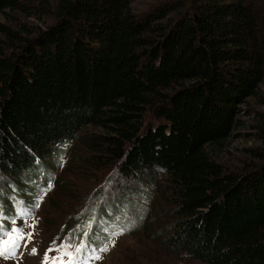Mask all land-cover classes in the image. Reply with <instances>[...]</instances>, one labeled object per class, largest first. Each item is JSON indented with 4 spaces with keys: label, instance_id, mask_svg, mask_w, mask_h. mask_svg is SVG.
Listing matches in <instances>:
<instances>
[{
    "label": "trees",
    "instance_id": "16d2710c",
    "mask_svg": "<svg viewBox=\"0 0 264 264\" xmlns=\"http://www.w3.org/2000/svg\"><path fill=\"white\" fill-rule=\"evenodd\" d=\"M135 1L0 0V13L52 19L0 20V173L27 183L81 137L86 164H117L119 179L166 192L167 246L209 264H264V111L243 165L218 157L264 87V0ZM89 125L99 130L80 135ZM85 225L55 244L97 250L104 231Z\"/></svg>",
    "mask_w": 264,
    "mask_h": 264
},
{
    "label": "rangeland",
    "instance_id": "374dc122",
    "mask_svg": "<svg viewBox=\"0 0 264 264\" xmlns=\"http://www.w3.org/2000/svg\"><path fill=\"white\" fill-rule=\"evenodd\" d=\"M154 2L158 0H137L135 6L145 8ZM26 12L8 10L7 13H0V20L14 25L18 22L37 24L52 20L49 16L42 20L29 17ZM241 106L243 109L238 115L240 123L218 152L219 159L230 168H240L250 156L249 149L261 144L248 132L252 130L255 113L264 111V87L257 96L248 98ZM95 130L99 128L89 125L80 135H88ZM82 140L77 137L64 153L53 154L47 158L45 165H38L35 172L24 177L27 183L20 185L17 179L0 173V208L9 218L4 224L11 227V219L16 218V226L34 236L32 241L27 242V247H22L21 252L17 253L18 259L0 258V264H42L50 247L63 245L54 244V239L83 232L87 228L85 224L91 220L93 234H88L91 237L98 231H104V234L96 247L97 251L87 257L99 255L102 258L88 259L86 264H209L164 243L173 217L163 189V193H160L142 178L119 179L117 164L100 169L96 168L99 163L86 164L82 161L85 154ZM46 168L49 174H46ZM159 182L164 180L160 179ZM49 184L53 187L47 195H43V190ZM41 195L43 200H40ZM128 200L131 206L126 203ZM21 207L30 214L18 216ZM122 229L123 234L113 235ZM105 246L109 251H99ZM33 248L37 250L36 254H32ZM58 255L57 251L48 252L49 258ZM81 258L80 254L75 257ZM72 260L73 257L65 256L64 264H70Z\"/></svg>",
    "mask_w": 264,
    "mask_h": 264
},
{
    "label": "snow or ice",
    "instance_id": "6c2138e0",
    "mask_svg": "<svg viewBox=\"0 0 264 264\" xmlns=\"http://www.w3.org/2000/svg\"><path fill=\"white\" fill-rule=\"evenodd\" d=\"M67 147V145H65ZM63 160V157L60 158ZM61 166H63L61 164ZM53 185L49 184L48 188L43 190V195H47V192L51 190ZM43 195L40 196V200H43ZM37 207L39 204L36 205ZM30 213L25 208H19L18 209V216L25 217L28 216ZM6 219H9L3 212V209L0 208V258H3L5 260L8 259H18L17 256L18 252H21L22 247H27V242H30L34 239V236L31 233H26L24 228L17 227V219L12 218L11 219V227H8L4 224V221ZM29 227H35L34 225H29ZM123 229L120 232L113 233V235H120L123 234ZM87 235V234H86ZM5 237H7L5 239ZM55 244V241L53 242ZM88 245L80 244L78 247H76L75 252L77 254L81 255V259H75L70 262V264H86V261L88 259H101L102 257L97 255L94 257H87L83 254L88 250ZM71 248V244H64L60 245L56 248L50 247L44 256V260L42 261V264H49V259H51V264H64V257H73V252L69 249ZM57 251L59 253L58 256H54L49 258L48 252ZM99 251L101 252H107L109 251L108 247L105 246ZM37 250L35 248L32 249V254H36ZM22 255V253H21Z\"/></svg>",
    "mask_w": 264,
    "mask_h": 264
}]
</instances>
